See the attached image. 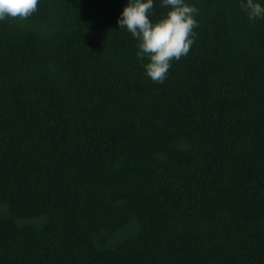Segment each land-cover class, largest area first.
Returning <instances> with one entry per match:
<instances>
[{
  "label": "trees",
  "instance_id": "trees-1",
  "mask_svg": "<svg viewBox=\"0 0 264 264\" xmlns=\"http://www.w3.org/2000/svg\"><path fill=\"white\" fill-rule=\"evenodd\" d=\"M188 2L196 41L163 83L127 0L0 22V264H264V19Z\"/></svg>",
  "mask_w": 264,
  "mask_h": 264
},
{
  "label": "clouds",
  "instance_id": "clouds-1",
  "mask_svg": "<svg viewBox=\"0 0 264 264\" xmlns=\"http://www.w3.org/2000/svg\"><path fill=\"white\" fill-rule=\"evenodd\" d=\"M250 21L264 19V0H239ZM39 0H0V22L6 18L26 19L37 11ZM155 0H127L117 19L137 41L136 59L144 75L154 83H163L172 61L187 56L196 41L198 8L188 0H160L165 9L153 19Z\"/></svg>",
  "mask_w": 264,
  "mask_h": 264
}]
</instances>
